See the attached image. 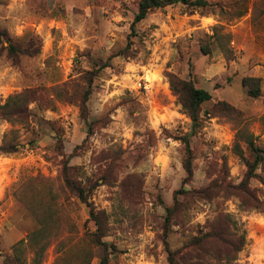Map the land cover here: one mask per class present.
<instances>
[{"label": "rangeland", "instance_id": "1", "mask_svg": "<svg viewBox=\"0 0 264 264\" xmlns=\"http://www.w3.org/2000/svg\"><path fill=\"white\" fill-rule=\"evenodd\" d=\"M139 1L0 0V264H34L16 245L39 228L41 264H169L164 240L220 212L247 236L239 262L264 264V183L250 179L257 205L235 188L256 157L247 134L264 154V0L169 4L131 35ZM174 79L212 94L198 122Z\"/></svg>", "mask_w": 264, "mask_h": 264}, {"label": "trees", "instance_id": "2", "mask_svg": "<svg viewBox=\"0 0 264 264\" xmlns=\"http://www.w3.org/2000/svg\"><path fill=\"white\" fill-rule=\"evenodd\" d=\"M178 2L193 8L205 7L209 4L207 0H140L138 3V10L131 24V35L136 34L137 24L145 19L151 11ZM202 50L204 53H210V48L207 45H202ZM243 83L248 87V92L251 96L257 97L260 95V78L251 76L245 77ZM171 85L173 90L179 95V98H181L183 107L190 115L193 122H198L200 107L204 102L212 99V94L204 88L196 87L190 80L174 79L171 81ZM14 105L18 106L17 103ZM244 140L253 149L256 157L252 163L246 161L248 166L246 176L235 188L240 191L241 198L252 200L256 203L255 205H257L259 201L256 199L250 187V179L255 177L264 183V176L257 172L259 165L264 163V154L263 149L255 144L253 134H247ZM186 143L187 152L191 154L189 144L188 142ZM235 150L241 158L245 157L240 143L236 144ZM65 168H67L65 181L66 184L70 186L73 184L69 171L71 168L67 166V163L65 164ZM186 169L189 175H192L193 170L190 158L187 159ZM74 187L78 190L79 197L84 202L88 203V198L85 195L84 189L79 185H74ZM228 187L227 184L215 183L210 188H222L226 190ZM90 214L91 218L95 221V207L91 206ZM43 231V228H39L31 232L27 239L20 240L19 244L16 245L17 249L19 248L18 250L23 249L25 246L20 248V244L27 241L30 247H35L34 264H41L43 260L45 245L42 246L39 243V238L43 234ZM90 235L95 241V233H91ZM164 243L169 264H242L239 262V256L247 244V236L245 232H241L238 229L236 221L230 213L220 212L213 219L208 221L203 229L199 230L196 235L190 236L181 246L172 248L166 239ZM102 245H104V250L106 252L107 244L104 243ZM89 263L90 262H81L77 264ZM100 264H109V256L107 253L102 257Z\"/></svg>", "mask_w": 264, "mask_h": 264}, {"label": "crops", "instance_id": "3", "mask_svg": "<svg viewBox=\"0 0 264 264\" xmlns=\"http://www.w3.org/2000/svg\"><path fill=\"white\" fill-rule=\"evenodd\" d=\"M64 1H67V3H69L70 1H72V3H74V7H75V5L77 3L76 0H70V1L69 0H64ZM87 1H89V0H87Z\"/></svg>", "mask_w": 264, "mask_h": 264}]
</instances>
